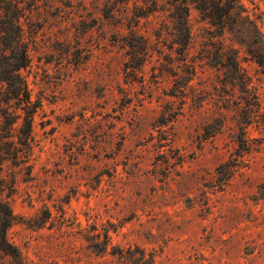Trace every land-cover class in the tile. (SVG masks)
<instances>
[{"label":"rangeland","instance_id":"374dc122","mask_svg":"<svg viewBox=\"0 0 264 264\" xmlns=\"http://www.w3.org/2000/svg\"><path fill=\"white\" fill-rule=\"evenodd\" d=\"M134 1L0 0L37 108L29 151L0 113V264H264V0L221 38L192 9L187 56Z\"/></svg>","mask_w":264,"mask_h":264},{"label":"trees","instance_id":"16d2710c","mask_svg":"<svg viewBox=\"0 0 264 264\" xmlns=\"http://www.w3.org/2000/svg\"><path fill=\"white\" fill-rule=\"evenodd\" d=\"M127 4L132 0H126ZM134 6L143 12L138 15L141 18H150V16L158 11L169 13L168 17L171 22L174 23L175 30H177L179 36V44L182 53L186 56L188 55L193 42L192 30L189 23L190 12L192 9L198 11L201 18L206 21L211 28L217 30L218 37H224L226 33L233 31H244L247 27L250 29L252 25L248 11L243 5L242 0H135L133 2ZM13 11H18L19 5H12ZM138 20V25L140 23ZM8 26L4 27L6 34L9 33V39L6 41V50H10V53H15L20 51L18 58L12 62L7 61L6 65L2 68L0 72V77L2 84L0 86L6 85V90L4 91V96L6 99L3 103L6 104V110L1 113L8 126L11 130L19 125V121L24 117V125L20 132L24 136L21 140L29 151L30 138L32 133V125L34 115L37 111L36 105L31 99V95L28 90V84L25 79L20 74L21 69L26 68L29 65V58L27 54V48L24 44V39L19 31L21 27L19 18H12L7 21ZM257 36L260 35V31L257 28ZM13 33V34H12ZM12 35V36H11ZM7 37V38H8ZM262 37V36H261ZM259 37L261 44H264V40ZM6 39V38H5ZM140 47L137 48L136 45H129L134 52V55H142L143 57H148L150 50V42L145 36H140ZM7 52L3 58L6 60ZM237 61V60H236ZM235 70L241 74V67L238 63L235 64ZM242 75V74H241ZM244 81V78H243ZM23 113H22V112ZM29 155L26 153V157ZM3 154L0 153V160L3 159ZM13 158H18L14 155ZM1 165V164H0Z\"/></svg>","mask_w":264,"mask_h":264}]
</instances>
